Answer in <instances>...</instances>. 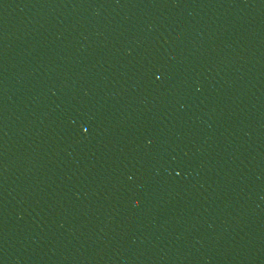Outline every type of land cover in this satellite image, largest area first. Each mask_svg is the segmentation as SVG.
<instances>
[{
	"label": "water",
	"instance_id": "obj_1",
	"mask_svg": "<svg viewBox=\"0 0 264 264\" xmlns=\"http://www.w3.org/2000/svg\"><path fill=\"white\" fill-rule=\"evenodd\" d=\"M0 264H264V0H0Z\"/></svg>",
	"mask_w": 264,
	"mask_h": 264
}]
</instances>
